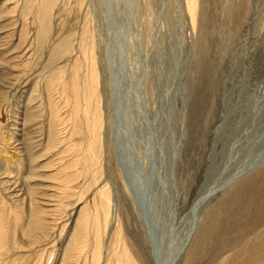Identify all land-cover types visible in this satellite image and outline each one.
<instances>
[{
	"label": "rangeland",
	"instance_id": "rangeland-1",
	"mask_svg": "<svg viewBox=\"0 0 264 264\" xmlns=\"http://www.w3.org/2000/svg\"><path fill=\"white\" fill-rule=\"evenodd\" d=\"M196 2L192 24L185 0H57L43 48L35 40L37 24L27 18L28 32L34 30L28 35L34 43L28 61L16 21L23 0L16 1L19 8L8 22L16 21L17 30L0 34V84L10 86L14 77L28 82L14 85V93L5 88L10 102L0 106V136L12 130L22 146L33 138L31 146L44 147L45 78L59 69L75 94L71 91L67 105L56 101L58 113L64 125L81 124V130L71 139L79 159L72 153L67 158L72 145L62 144L59 153L64 152L52 160L56 172L48 167L46 175L44 169L31 181L23 162L7 184L11 192L0 189V201L14 205L24 197L26 183L36 186L32 202L49 211L42 219L49 226L46 234L36 240L21 236L25 216L14 229L6 213L5 245L14 239L18 246L4 252L0 264H60L62 259L65 264H264V0ZM88 31L92 36L82 44L88 49L93 44L97 81L90 104L84 90L90 88L84 81L89 70L79 51ZM32 77L45 111L32 127L40 131L26 139L31 128L22 125V113ZM10 103L17 111L15 121L8 113ZM83 107L90 119L94 111L100 116L94 167L81 163L87 158L82 157L86 141L81 134L89 132ZM18 143L7 139L8 151L16 145L22 149ZM70 158L75 160L71 183L63 181V168H58ZM43 161L42 166L49 162ZM100 192L107 196V215L100 208Z\"/></svg>",
	"mask_w": 264,
	"mask_h": 264
},
{
	"label": "bare ground",
	"instance_id": "bare-ground-1",
	"mask_svg": "<svg viewBox=\"0 0 264 264\" xmlns=\"http://www.w3.org/2000/svg\"><path fill=\"white\" fill-rule=\"evenodd\" d=\"M14 1V2H13ZM16 1H18V0H0V34H1V32L3 31H6V29H12L13 30V33H15V31L17 30V29H15V26L17 25V23H16V21H19V23L21 24L20 25V29H19V31H18V33H19V35H18V33H17V35H18V39H19V41L20 40H22V46H24V47H22L21 46V52L22 51H24V53L26 52V50H27V54L29 53L30 54V48H32V46H33V44L34 43H32V42H30L31 41V39L33 38H29V37H31L30 35H29V33L30 32H28V30H27V25L30 23H27L26 21L28 20L27 18H31L33 21V23H36L37 24V34L35 35L37 38H35V40L37 39V42L39 41V44L41 45V47L43 48V43L46 41V34H47V32H48V26H49V18H48V16H49V13L51 12L52 13V8L54 7V4L56 3V1L57 0H23V5H22V9H21V11H20V17H19V19L21 18V20H16V21H12V22H8L11 18H13V16H11L10 17V15H12V14H14V13H16L15 12V10H16V7L17 8H19V6L17 5V3H16ZM186 2H187V6H186V8H187V13H188V16L190 17V19H191V22H192V24H194V22H195V12H196V6H197V2H196V0H185ZM20 2V1H19ZM18 2V3H19ZM14 5V8L13 7H11V9H9L8 8V6L7 5ZM22 4V3H21ZM55 8V7H54ZM50 13V14H51ZM19 16V15H18ZM27 23V24H26ZM31 25V24H30ZM30 27V26H29ZM30 30H31V28H29ZM89 30V29H88ZM33 31L34 30H32V32L30 33L31 35H32V33H33ZM86 31V30H85ZM36 33V32H35ZM34 34V33H33ZM28 35H29V37H28ZM92 36V35H91ZM90 36V32L88 31V32H85V33H83L82 34V38H81V44H82V42H87V39L89 38V37H91ZM30 39V40H29ZM91 39V38H90ZM1 41V40H0ZM26 41L28 42V43H26ZM88 41H89V39H88ZM2 42V41H1ZM18 42V41H17ZM17 42H16V44H17ZM93 42V41H92ZM25 43H26V45H25ZM32 44V45H31ZM38 44V43H37ZM84 44V43H83ZM83 44H82V48H83ZM1 45V44H0ZM20 45V44H19ZM19 45H17L16 47H15V49L16 48H20V46ZM36 45V44H35ZM93 45V44H92ZM92 45H89V49H88V47H86L87 45H86V43H85V47L86 48H81V50H79V51H82V53H81V55H82V58H83V62H84V64H86L85 66H87L88 67V76H87V79H85L84 81L85 82H88V84H89V82H90V88L88 89V87L86 88V89H84V86H83V89L84 90H86V92L88 91V93L87 94H89L87 97L85 96V98H87L86 100H88L87 102L90 104V99H91V97H93L92 96V94L94 93L93 91H94V88L95 87H97V81H96V67L94 66V62H93V58H92V53H93V51H92V49H93V47H92ZM15 46V45H14ZM61 46V45H60ZM58 47V49L57 50H60L61 49V47ZM62 46H63V44H62ZM64 47V46H63ZM14 49V50H15ZM64 48H62L61 49V53H62V50H63ZM7 52H8V50H7ZM33 52V51H32ZM26 55V54H25ZM27 57V56H26ZM33 56H32V54H30L29 55V57H28V61H30V59L32 58ZM1 64V63H0ZM4 65V64H3ZM30 66V65H29ZM27 67V66H26ZM3 68H4V66H3ZM78 68H80V66H77V64L75 65V69H78ZM74 69V71H76ZM11 70V69H10ZM78 71V70H77ZM9 72V71H8ZM16 72V71H15ZM11 73H12V71H11ZM52 73H54V72H51L50 74H49V76L47 77V78H45V83H46V87H45V96H46V98H47V107H46V112L48 113L47 115H48V119H47V130H45L44 129V131H46L47 132V138H46V144L44 145V147H41V146H43V145H41V144H38V145H36V146H31V145H33V144H31V143H33V142H31V139H33V138H30L29 140L26 138V136H28V135H32V133L33 132H36L37 130L36 129H38V131H40L39 130V127L38 128H36L35 127V129H32V127H34V126H36V124H40V120H41V118L43 117L42 115L44 114L43 113V111H45V110H43L40 106H43V105H40L39 103L41 102V100H43L42 98H40L41 97V95H42V93H41V91L39 90V88H38V83H36V82H34L33 83V80H35L34 79V77H32V78H29V82H30V87L28 88V93H27V98L28 99H26V103H25V111L22 113V114H24V116H23V118H22V125L23 126H28V127H30L31 128V132L29 131V133L28 132H26V135L24 136L26 139H27V141H24V142H29L30 143V145H29V143H27L28 144V146H31V147H33L32 149H29L28 148V146L25 144V146L23 145L22 146V144H20V143H18L17 141H19L18 139H16L15 140V138L13 137L14 136V134H13V131L11 132V131H9L8 132V134H3V135H1L0 136V146L2 145V148H1V151H0V178H4V179H6L5 181H2L1 183H0V189H3L4 191H10L11 192V190L10 189H12L11 187V185H7L8 183H10V181L12 180L13 181V179H11V177L13 176V174L14 175H18V173H19V170H21V167H22V163L23 162H27V164H28V168L26 169L27 170V175H30V180L32 181V178L34 179V176L35 175H37L36 173H40L41 174V172H43L44 171V169L46 170L48 167L49 168H53L54 167V171L56 172V165H55V163H54V161H52V160H54L55 159V157H59V156H61V154L64 152V151H62L61 150V154L59 153V148L61 147V145L63 144V145H72V146H70V148H68L67 150H69V151H67L68 153H69V155L67 154L66 155V157L67 158H69V157H71V155H74L73 154V152L74 151H76V150H74V148L73 147H75V145L73 146V144L71 143L72 142V135H73V133H75L74 131H78L79 129H80V125L79 126H77L76 128H74L73 127V129L72 128H70L69 127V125H68V127L66 126V124L67 123H65V125H64V122H63V120H62V116H60L59 115V113H58V103L56 104V101L57 102H59L60 103V101H62V103L63 102H65L64 104L65 105H67V104H69L70 103V101H69V97H70V94H71V91H72V89L70 88V81H66L65 79H64V74H65V70H60L59 69V73H57L56 75H54L53 77H52ZM13 77V76H12ZM25 79V78H24ZM22 80V78H20V77H14V80H12V83H11V85L10 86H6L5 84H3V83H1L0 84V106L2 105V104H4V103H6V102H10V99H9V93L8 92H6L7 90H8V88L9 89H12L11 91L14 93V92H17L18 91V89L16 88L15 89V86H16V84H19L20 83V85H22V84H24V82H26V85H27V80H28V78H27V80ZM10 80V79H9ZM22 80V81H21ZM31 80H32V82H31ZM79 81V80H78ZM78 81L76 80V82H77V84H76V87L77 86H79V84H78ZM8 82V81H7ZM81 83V82H80ZM75 84H74V86H75ZM83 84V83H82ZM85 84V83H84ZM87 84V83H86ZM87 84V85H88ZM15 85V86H14ZM71 85H72V82H71ZM86 86V85H85ZM7 87V88H6ZM73 87V86H72ZM76 87H74L75 88V92H76ZM4 88V89H3ZM7 90H6V89ZM81 88V87H80ZM83 89H82V91H83ZM6 90V91H5ZM81 90H80V92H82ZM73 92V91H72ZM79 92V91H78ZM91 92H92V94H91ZM77 93V92H76ZM85 93V92H84ZM17 94V93H16ZM24 94V92L23 93H21L20 95H19V97L21 96V95H23ZM73 94H75L74 92L72 93V95ZM78 95H79V93H77ZM87 94H85V95H87ZM72 95H71V98H73L72 97ZM18 96V95H17ZM53 96H55V97H53ZM80 96H82V100H84L83 99V94H80ZM15 97H16V95L15 96H13L12 98L14 99V101H15V103H14V105H15V107H14V109L16 108V109H18V106L20 105V103H19V97L17 98L16 97V99H15ZM81 98V97H80ZM41 99V100H40ZM59 99V100H58ZM79 99V98H78ZM13 101V102H14ZM45 101V100H44ZM78 102H80V101H78L77 100V103ZM86 102V101H85ZM74 103H75V101H74ZM39 104V105H38ZM41 104H44V103H42L41 102ZM88 104V105H89ZM97 103L95 102V105L94 106H97L96 105ZM10 106V108H9V111H8V113L10 114V118L13 120V121H15L16 119H17V115L14 113V112H12V105L13 104H9ZM78 105V104H77ZM76 105V106H77ZM85 104L83 103V106H84ZM86 105H87V103H86ZM85 105V106H86ZM75 106V107H76ZM93 106V105H92ZM24 107V106H23ZM80 107V106H79ZM89 107V106H88ZM87 107V108H88ZM91 107V106H90ZM86 108V109H87ZM75 109V108H74ZM80 109V108H79ZM83 109H84V107H83ZM78 110V109H77ZM82 110V109H81ZM85 110V109H84ZM82 111L83 112V114H84V117H81V118H85L83 121L86 123V127L84 128V130L85 129H88L87 131H89L88 132V134H87V132L86 131H84V132H82V138L84 139V141H86V148H85V150H84V153L82 154L83 156L82 157H84V156H86L87 158H83L82 160V162L81 163H83V166H85V167H88V165H93V161L94 160H97V158H98V156H97V154H96V152L97 151H95L94 150V147L95 146H93L94 145V143H95V145H96V139H99V137H100V128H101V126H100V116L96 113V111H94V110H96V109H94V110H92V108H91V111H92V114H93V111L95 112V115L93 116V118H91L90 119V117H89V115H91V113L88 115L87 114V112H88V110L86 111ZM90 111V110H89ZM98 111V110H97ZM78 112H79V110H78ZM77 113V112H76ZM85 115H87V117H89V119L85 116ZM79 117V116H78ZM92 117V116H91ZM60 118H61V120H60ZM78 120H80L79 118L77 119V121ZM62 121V123H60ZM67 120H65V122H66ZM69 119H68V123H69ZM73 121V120H72ZM81 121V120H80ZM79 121V122H80ZM83 122V123H84ZM81 123V122H80ZM61 124H63L62 125V129L61 128H58V126L60 125V127H61ZM70 124V123H69ZM76 124H78V123H76ZM83 125V124H82ZM12 126V125H11ZM10 126V127H11ZM15 127V126H14ZM17 127V126H16ZM84 127V126H83ZM82 127V128H83ZM12 128H13V126H12ZM42 129V128H41ZM34 130H36V131H34ZM81 130V129H80ZM37 131V132H38ZM36 132V133H37ZM43 132V131H42ZM15 133V132H14ZM17 134V133H16ZM44 134V133H43ZM62 134H66V136H62ZM44 135V136H45ZM61 136L63 137V139L61 140ZM24 138V139H25ZM28 138H29V136H28ZM35 138V137H34ZM7 139H9V140H12L14 143H18L19 145H21L23 148L21 149L20 148V146H19V148H18V146L16 145V147H12L13 148V150H14V152L13 153H11L10 151H8L9 149L7 148L8 147V145L6 144L7 143ZM23 139V140H24ZM82 139V140H83ZM99 141V140H98ZM23 143V142H22ZM40 143V142H39ZM9 144V143H8ZM68 145V146H69ZM12 146V145H11ZM11 146H9V147H11ZM60 146V147H59ZM30 147V148H31ZM59 147V148H58ZM71 149H73L74 151L72 152V150ZM75 149H76V147H75ZM77 149H79V148H77ZM263 149V148H262ZM79 151V150H78ZM22 152H23V154H22ZM258 152V151H257ZM16 153V154H15ZM66 153V152H65ZM72 153V154H71ZM77 153H79V152H77ZM80 153H81V151H80ZM79 153V154H80ZM260 153V155L262 156L263 154H262V152H259ZM58 154H60L59 156H58ZM71 154V155H70ZM86 154V155H85ZM77 155V154H76ZM76 155H74V156H76ZM260 155L258 156V157H260ZM73 156V157H74ZM79 156V155H78ZM78 156H76L77 158H78ZM65 157V156H64ZM63 157V158H64ZM81 157V154H80V158H82ZM257 157V158H258ZM254 158V157H253ZM253 158H251V160H253ZM256 158V157H255ZM62 159V158H61ZM79 159V158H78ZM43 160H45V162L47 161V160H49V162H47V164H46V166H42V165H40L41 163V161H43ZM51 160V161H50ZM57 159H55V161H56ZM58 160H60V158L58 159ZM77 160V159H76ZM99 160V159H98ZM79 161H81V160H78V163H79ZM44 162V161H43ZM59 162V161H58ZM63 162V161H62ZM64 165L62 166V165H60V166H62V167H59L58 166V168H59V171H60V168H63L62 170L63 171H60V172H63V176H65L64 178L62 177V175L59 177L58 175L59 174H56L57 176H55V178H60V180H61V183H62V179H61V177L63 178V181H64V179L66 180H70L71 179V177H72V175H75L74 173L72 174V172H74V171H72V172H70V170L71 169H74L73 167L75 166V160H74V158H70V159H68V160H64ZM248 162H250L249 160L247 161V163ZM57 163V162H56ZM80 163V164H81ZM63 164V163H62ZM77 164V163H76ZM79 164V165H80ZM246 164V163H245ZM41 167H40V166ZM44 165V164H43ZM54 165V166H53ZM59 165V164H58ZM77 166H78V164H77ZM81 166H82V164H81ZM84 167V168H85ZM93 167H94V165H93ZM86 169V168H85ZM89 170H91L90 169V167L88 168ZM87 169V170H88ZM48 170V169H47ZM44 171V174H45V172H48V171ZM64 170H65V172H66V174L64 173ZM66 170H68V171H66ZM50 171H53V170H51L50 169ZM58 171V170H57ZM58 171V173H60ZM51 174H52V172H50ZM68 173H69V175H68ZM43 174V173H42ZM46 175V174H45ZM53 175V174H52ZM75 177V176H74ZM3 179V180H4ZM24 180H25V178H24ZM55 180V179H54ZM73 180V179H72ZM72 180H70V183H71V181ZM16 182V181H15ZM15 182H13V184L12 185H15L16 183ZM67 183V182H66ZM20 184H21V182H20ZM24 184V183H23ZM38 184V183H37ZM63 184V183H62ZM68 184H69V182H68ZM26 186L24 187L25 189V191H24V193H23V195H24V197H22V198H20V200H18V201H16L15 203H13L14 205H15V207H14V205H12V203L11 204H9V202L7 203V200L6 201H0V258L2 257V254H4V252L5 253H8V252H10V250H16V248H17V242H15L14 241V239L13 240H11V244H9L7 247H6V245H5V238H6V228H5V226H6V224H5V221L3 220L4 219V217H5V215H7V214H9L10 216H11V220L13 221V223H14V229H16V227H18V225H19V223L20 222H22L20 219L23 217V216H25L26 217V222H25V224H23V225H21V236H22V238H26V237H30L31 239L32 238H34L33 240H36L39 236L38 235H40V236H42L43 234H46V231H47V227H49L48 225H46L44 222L46 221V220H42L43 218H45L47 215V212L49 213V211H47L46 210V212L45 211H42V209H41V207H40V205H38V204H36L37 202H32V196H33V194H34V192H36L38 189H36V186L34 187H32L31 185H29V186H27V183L25 184ZM34 185V184H33ZM67 186L65 185V188H66ZM64 188V187H63ZM62 188V189H63ZM68 188H70V187H68ZM67 189V188H66ZM16 190V189H15ZM15 190L14 191H12L13 193L15 192ZM23 190V189H22ZM21 189H19V192H21L22 191ZM36 190V191H35ZM38 192V191H37ZM100 194V202L99 203H101V206H100V208H101V210H102V212L105 214V215H107V213H108V206L106 205V200H107V196H106V194H105V197H104V195H103V192H100L99 193ZM12 195V194H11ZM14 195V194H13ZM14 198V197H13ZM34 198H35V195H34ZM1 199H3V198H1ZM15 199V198H14ZM26 199H27V201H26ZM36 199V198H35ZM105 199V200H104ZM103 200H104V202H103ZM7 204V205H6ZM8 204H9V206H8ZM40 204V203H39ZM27 206H28V208H27ZM47 206V205H46ZM105 206H106V208H105ZM43 207V206H42ZM57 207V206H56ZM2 208V209H1ZM59 208V207H58ZM57 209V208H56ZM2 210V211H1ZM4 211H5V213H4ZM3 212V213H2ZM52 212V211H51ZM61 212V211H60ZM7 213V214H6ZM46 213V214H45ZM44 215H46V216H44ZM80 216H82V215H80ZM83 217H84V215H83ZM82 217V218H83ZM79 220H80V218H79ZM44 221V222H43ZM89 221V220H88ZM87 221V222H88ZM187 221V220H186ZM86 222V221H85ZM83 223L84 222H82V225H83ZM90 223V222H89ZM78 225H80L81 226V223L80 224H78ZM88 226V225H87ZM79 227V226H78ZM77 227V228H78ZM85 227V224H84V226H82L81 228H84ZM79 230H80V228H78ZM82 230V229H81ZM84 230V229H83ZM79 232V231H78ZM192 232H193V230H192ZM191 232V233H192ZM81 233V232H80ZM80 233H77V237H79L80 236ZM191 233H188V235L187 236H191ZM82 234H83V232H82ZM76 237V238H77ZM80 237H82V236H80ZM79 237V239H76L75 237V239H76V241H75V243H79V242H77L78 240H80L81 238ZM84 237V236H83ZM188 239H190L189 237L187 238V240ZM32 240V241H33ZM6 241H7V239H6ZM73 242H74V240H72ZM154 241V240H153ZM187 242V241H186ZM33 243H34V241H33ZM74 246H75V244H73ZM77 246L78 245H80V244H76ZM74 246H72V248L74 247ZM187 246V245H186ZM79 247V246H78ZM68 248V247H67ZM184 248H185V246H181V248H180V250H179V252L181 251H183L184 250ZM70 249H71V247H70ZM76 249V248H75ZM69 251V250H68ZM67 250L65 251V252H68ZM178 252V253H179ZM71 253H76V252H74V248L73 249H71ZM67 254H69V252L67 253ZM72 255H70V257H71ZM124 256V255H123ZM69 257V256H68ZM69 257V258H70ZM121 257H122V255H121ZM120 257V259H123V258H121ZM62 258V257H61ZM172 258H174V256L172 257ZM119 259V260H120ZM121 261V260H120ZM66 263V259H62L61 260V262H60V264H65ZM175 263V261L174 262H172V264H174ZM171 264V263H170Z\"/></svg>",
	"mask_w": 264,
	"mask_h": 264
}]
</instances>
